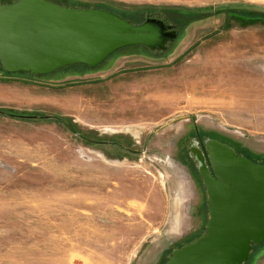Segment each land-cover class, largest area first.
Masks as SVG:
<instances>
[{
	"label": "rangeland",
	"instance_id": "rangeland-1",
	"mask_svg": "<svg viewBox=\"0 0 264 264\" xmlns=\"http://www.w3.org/2000/svg\"><path fill=\"white\" fill-rule=\"evenodd\" d=\"M61 1L178 34L52 78L0 65V108L40 115L0 114V264H165L207 226L196 132L264 160V0Z\"/></svg>",
	"mask_w": 264,
	"mask_h": 264
},
{
	"label": "water",
	"instance_id": "water-1",
	"mask_svg": "<svg viewBox=\"0 0 264 264\" xmlns=\"http://www.w3.org/2000/svg\"><path fill=\"white\" fill-rule=\"evenodd\" d=\"M174 27L151 14L133 23L97 7L14 0L0 3V64L7 73L34 75L73 64L94 69L130 45L163 52L177 37ZM203 144L211 171L196 146L190 152L206 188L207 226L196 240L173 249L165 264H243L264 241V164L215 139Z\"/></svg>",
	"mask_w": 264,
	"mask_h": 264
},
{
	"label": "trees",
	"instance_id": "trees-1",
	"mask_svg": "<svg viewBox=\"0 0 264 264\" xmlns=\"http://www.w3.org/2000/svg\"><path fill=\"white\" fill-rule=\"evenodd\" d=\"M14 0H0V3H10ZM50 1H53L55 3H58L60 5H64V6H71V5H77L79 7H82L81 5L79 4H74V3H67L65 1H61V0H50ZM91 7H97V8H102V9H106L104 7H100V6H91ZM86 8H89V7H86ZM106 10H109V11H112L118 15H120L121 17L127 19V20H130L131 22H139L138 20H135V21H132V19L128 18L127 15H124L122 13H120L119 11H113V10H110V9H106ZM152 14L156 13V12H151ZM247 17L249 18H252V20H254L256 17V19H263L264 20V12L263 13H249V14H246ZM137 46H142V45H137ZM144 48H146L145 46H142ZM147 49V48H146ZM102 64V63H101ZM100 64V65H101ZM1 65V64H0ZM99 65V66H100ZM68 68H74V70H76L75 68H85V69H91L90 67L86 66V65H83V64H73V65H68V66H65V67H62L52 73H49V74H44V75H34V74H31V73H26V72H18V73H24V74H28L30 76V78H34V77H37V78H40V77H44V76H50L51 78L53 77V75L57 74L58 72L62 71V70H65V69H68ZM1 69H2V66H1ZM2 71L5 73V74H15V73H7L5 72L3 69ZM22 80V79H21ZM24 80V79H23ZM0 114H3L5 116H9V117H15V118H21V119H25V118H35V117H40L39 114L37 115H34V114H28L27 112H23V111H19V110H16V109H12V108H0ZM56 119L60 120V122H65L66 121V118H59L57 117ZM238 154H244L246 155L245 153H243L242 151H237ZM248 156V155H246ZM264 243V241H262L260 244ZM256 245L253 246V249L255 248ZM252 249V251H253ZM251 251V252H252ZM250 252V254H251ZM250 256V255H249ZM244 264V263H243Z\"/></svg>",
	"mask_w": 264,
	"mask_h": 264
},
{
	"label": "flooded vegetation",
	"instance_id": "flooded-vegetation-1",
	"mask_svg": "<svg viewBox=\"0 0 264 264\" xmlns=\"http://www.w3.org/2000/svg\"><path fill=\"white\" fill-rule=\"evenodd\" d=\"M1 4H5V3H1ZM148 14H151V16H156V17H158V18H162V19H164L165 20V22L167 23V24H172L171 22H169L167 19H166V17H164V15L162 14V12H159V13H157V14H152V13H148ZM144 20H145V18H144ZM144 20H142V21H140V22H136V23H141V22H143ZM133 23H135V22H133ZM175 25V27H174V29H176L177 31H178V29H177V24H174ZM209 138V137H208ZM205 139H207V138H204V137H201L200 135H199V133H197L196 132V135H194L193 136V139H192V141H191V145L189 146V148H188V155H189V157L190 158H188V159H186V161H188V162H190L191 161V163H193V164H195V166H196V169H197V161L194 159V156H193V153H191L190 152V148L192 147V146H196L198 149H199V151H201L203 154H204V159H205V162H206V164H207V166H208V168H209V170L211 171V167H210V164H209V160H208V157H207V150H206V148H205V145L203 144V142H204V140ZM212 139H214V138H212ZM215 140H217V139H215ZM219 141V140H218ZM220 142H222V141H220ZM222 143H224V142H222ZM225 144H227V143H225ZM228 145V144H227ZM228 146H230V145H228ZM231 147V146H230ZM233 148V147H232ZM234 149V148H233ZM235 150V149H234ZM236 151V150H235ZM236 153L238 154V152L236 151ZM239 155H243V156H245V157H247V158H249L250 160H252V161H254V162H256V163H260V164H264V160H262V159H259V158H255V157H251V156H246V155H244V154H239ZM197 172H198V169H197ZM198 175V180H200L201 182H202V179H201V177H200V175H199V173L197 174ZM203 184V183H202ZM205 187V186H204ZM205 192H206V188H205ZM207 194V193H206ZM206 208H207V202H206ZM208 211V210H207ZM203 234V233H202ZM201 234V235H202ZM200 235V236H201ZM199 237V236H198ZM197 237V238H198ZM197 238H195V239H193V240H190V241H187L186 243H184L183 245H185V244H188V243H190V242H192V241H194V240H196ZM183 245H181V246H183ZM181 246H178V247H181ZM178 247H175V248H178ZM175 248H173V249H175ZM172 249V250H173ZM172 252V251H171ZM171 255V254H170ZM169 258V257H168ZM168 260V259H167ZM166 260V261H167ZM166 263V262H165Z\"/></svg>",
	"mask_w": 264,
	"mask_h": 264
},
{
	"label": "crops",
	"instance_id": "crops-1",
	"mask_svg": "<svg viewBox=\"0 0 264 264\" xmlns=\"http://www.w3.org/2000/svg\"><path fill=\"white\" fill-rule=\"evenodd\" d=\"M12 109H14V108H12Z\"/></svg>",
	"mask_w": 264,
	"mask_h": 264
}]
</instances>
